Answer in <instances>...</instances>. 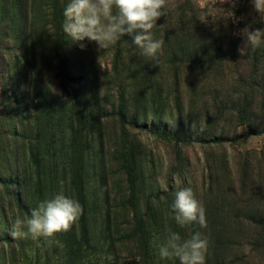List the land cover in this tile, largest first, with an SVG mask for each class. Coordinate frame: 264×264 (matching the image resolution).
<instances>
[{
    "label": "rangeland",
    "instance_id": "obj_1",
    "mask_svg": "<svg viewBox=\"0 0 264 264\" xmlns=\"http://www.w3.org/2000/svg\"><path fill=\"white\" fill-rule=\"evenodd\" d=\"M168 4L176 12L183 10L187 23L182 32L176 30L174 22L169 34L168 24L164 22L161 23L163 27H158V33L152 30L154 38L164 40L158 65L140 56V50L132 44L130 37L123 38V49H127L120 57L115 54L114 44L100 50L94 42L74 41L68 57L70 78L65 82L57 64L41 68L43 61H39L37 69L42 71L40 90L50 89L66 101L76 93L87 97L93 78L98 77L102 102L108 110L117 106L122 86L129 87L125 88L127 91H135L139 87L137 93L143 96L139 102L149 107L152 119L158 111L160 116H165V126L170 130L176 129L172 118L182 116L185 119L183 130L168 141L150 133L151 121L142 128L130 129L140 139L147 155L143 159L144 172H139L131 184L126 172L120 169L112 156L116 144L122 141L121 125L115 117H102L99 130L106 136L103 142L106 168L104 174L94 177L92 192H88V203L92 209L91 241L95 250L87 256L85 264H143L142 251L134 242V238L139 237L136 209H139V216L144 217L145 227L151 229L150 223L157 217L153 209L159 205L167 207L173 202L171 196L174 191L189 186L203 203L206 215L212 218L204 227L208 249L215 246L217 250L207 255L212 260L211 264H264V244L260 242L262 230L245 219L251 213L253 220L264 214V91H248L243 81L247 82L251 76L248 55L251 46H245L243 56L239 52L246 42L242 30L258 25L260 14L254 10L251 0H168ZM35 6L41 7L40 0H32V7ZM201 16H207L206 22L199 20ZM50 25L49 21L45 26L40 25L44 37L39 32L34 34L35 44L44 49L50 47L58 32ZM7 28L9 30L3 23L0 32L7 31ZM209 28L213 31L210 35L218 36V40L209 38ZM227 36L234 37V41ZM21 38L19 33L13 39H3L0 35V124L6 122L4 110L16 112L21 109L18 98L23 89L17 78V64L13 62L17 50L20 55ZM177 38L184 45H190L198 55L194 61H207L208 56L203 54L210 52L212 66L214 59L216 65L219 61L216 59L226 53L227 67L216 71L215 79L212 77L206 85L224 89L231 86L230 92H222V95L230 96L216 103L215 92H198L201 86L197 75L198 62L189 63L179 73L175 72L166 57V49L173 48ZM44 43H49V46L44 47ZM81 43L86 47L82 49ZM215 43H219L220 51ZM7 44L9 48L13 44L17 50L10 51ZM140 59L151 63L149 76L154 72L153 88L138 77V80L134 79L136 82L130 81L131 77L138 76L130 74L137 72ZM238 90L252 93L256 99L238 101L242 99ZM29 92L34 91L30 89ZM238 109H243L244 115L235 114ZM248 120L253 122L254 132L247 125ZM97 127L98 123H95L94 128ZM213 135H224V139L214 142ZM185 137L192 140L188 143L184 141ZM91 155H94L92 151ZM19 157L15 158L16 161ZM100 161L98 157L95 159V162ZM61 170L64 172V165H61ZM0 171L7 178L16 172L15 169L1 168ZM68 188L76 189L73 185ZM133 192L138 201L132 196ZM2 195L0 185V264H62L65 248L59 234L51 243L30 238L13 239L9 235L17 216L23 218L26 215L4 204ZM147 208L149 212H145ZM210 223L219 234H230L227 235L230 240L224 236L227 242L216 245ZM224 224L226 230L219 231ZM77 234L80 238L79 227ZM117 256L120 258L118 262Z\"/></svg>",
    "mask_w": 264,
    "mask_h": 264
},
{
    "label": "trees",
    "instance_id": "obj_2",
    "mask_svg": "<svg viewBox=\"0 0 264 264\" xmlns=\"http://www.w3.org/2000/svg\"><path fill=\"white\" fill-rule=\"evenodd\" d=\"M40 5L41 7L36 8L35 6L33 8L32 0H0V7L2 8L0 10V27L3 23L9 27V30L7 28V31L0 32V35L3 39H13L16 33L22 37L20 55L13 44L11 48L7 44V48L10 51L17 50L13 56V62L17 64V78L23 89L18 98L21 109L16 112L4 110L6 122L0 124V168L4 170L15 169L16 171V174H9L8 178L4 177L0 171L2 199L4 204L11 208H17L26 216H30L31 209L37 207L39 202L51 199L61 192L78 200L82 205L83 213L70 231L59 233V239L65 248L62 264H85L87 256L92 255V251L95 250V244L91 241L92 209L88 203V192H92L91 184L94 177L104 174L106 168L103 161V142L106 136L104 132L99 130L102 117L104 115L115 117L121 125L122 141L116 144L112 156L120 169L126 172L131 184L139 172H144L142 169L143 159L147 155L145 148L140 144V139L130 129L142 128L151 121V128H148L150 133L159 139L168 141L175 138L183 130L185 119L182 116L172 118L176 124L175 130H170L169 127L165 126L167 120H165V116H160L158 111L152 119L149 107L146 108L139 102L140 98L143 97L137 93L139 87L135 91H127L125 88L129 87L122 86L119 91L117 106L114 105L112 109L108 110L102 102L103 95L98 77L93 78V85L90 87L91 90L87 97L76 93L70 101L64 100L59 93L50 89L40 90L39 80L42 71L37 69L40 66L39 61H43L41 68L57 64L61 78L65 82L67 78H70L68 57L70 46L74 42L64 33L62 28L63 11L67 2L63 0H40ZM193 13L196 14V12ZM185 16L183 10L176 12L169 7L166 16L157 21L154 33H158V27L160 28L162 22L168 24L166 26L168 27L167 34L174 28L172 27L173 22L177 24L176 30L182 32L187 23ZM46 21H49L50 26L56 28L58 32L50 47L44 49L35 44L34 34L36 32L41 34L43 30L40 25L45 26ZM257 24L260 27L251 25L248 27L249 30L264 28V21L261 19ZM212 32L209 28L208 35ZM41 35L44 37V34ZM124 37L114 44L117 57H120L122 52L127 49H123ZM213 37L216 35H210L209 38L215 40ZM216 39L218 40V36ZM228 39L234 41V37L229 36ZM225 40L228 42L227 38ZM244 40L246 41V39ZM215 44L217 50L220 51L219 43ZM228 44L231 47L229 42ZM48 46L49 43L48 45L44 43V47ZM166 51L168 62L176 73L182 71V68L187 67L189 63L196 64L198 62L199 71L197 75L201 83L198 92H215L213 97L216 98V103L220 102L222 98L230 96L229 94L222 95V92H230L231 86L224 89L221 87L210 88L206 85L207 81L215 77L216 71L227 67L226 53L221 54L220 58L216 59L219 60L216 65L214 59L211 66L210 52L203 54V56H208L207 61H194L198 55L194 53L190 45H184L180 38L176 39L173 48L166 49ZM248 52H250L248 55L251 76L247 82L244 80L243 83L250 92H263L264 45L255 50L251 48ZM150 70L151 63L147 59H140L136 69L139 73L132 72L130 74L131 76H138L131 77L130 81L136 82L134 79L138 77L144 84L147 83L146 85L153 88L154 72L149 76ZM30 89L34 92H29ZM237 92L242 95V99L239 98L238 101L242 102L248 98L256 99L252 93L239 90ZM244 113L243 109L235 111L238 116L244 115ZM95 123H98L97 128H94ZM247 125L254 132L255 128L251 120L247 121ZM212 137L214 142L224 139V135L221 137L213 135ZM191 140V137L184 139L188 143ZM91 151L94 153L93 156ZM17 157L19 158L16 161L15 158ZM97 157L101 160L99 163L95 162ZM61 165H64V172L61 170ZM69 185H73L76 189L68 188ZM132 196L136 198V201L139 200L134 192ZM173 199L172 195L171 200L173 201ZM171 204L172 202L167 207L159 205L156 210L153 209L157 217L150 223L151 229L145 227L146 221L144 217L139 216V209H136L135 217L138 221L139 237L134 238L135 234H133L132 238L136 240L134 241L136 247L142 251L143 264H179L178 260H162L157 255L158 246L169 229L178 232L183 239H188L191 234L197 231L206 237L204 227L201 228L197 224L184 228L179 227L170 214ZM145 212H149V209L147 208ZM251 215L252 213L245 219L262 230L260 242L264 244V214L257 220H253ZM211 219L209 215H206V225ZM210 225L212 226L211 234L216 238V241L214 240L216 245L222 244L224 241L227 242L225 238L230 240L227 236L230 234L221 235L216 232L213 223ZM78 227L81 233L80 238L77 234ZM222 229L223 232L226 230V224L219 228V231ZM216 251V247L212 246L211 249H208L207 255L208 253H216ZM115 259L118 262L120 258L117 256ZM211 263L212 260L206 256V264Z\"/></svg>",
    "mask_w": 264,
    "mask_h": 264
},
{
    "label": "clouds",
    "instance_id": "obj_3",
    "mask_svg": "<svg viewBox=\"0 0 264 264\" xmlns=\"http://www.w3.org/2000/svg\"><path fill=\"white\" fill-rule=\"evenodd\" d=\"M251 2L264 21V0ZM168 8V0H69L63 11L62 28L72 41L94 42L100 50L129 36L140 50V56L158 65L164 41L154 38L152 30L157 21L166 16ZM206 17L201 16L199 20L206 22ZM242 33L246 37L245 45L239 49L242 56L246 45L253 50L264 45V28L249 30L246 27ZM80 47L83 49L86 45L81 43ZM172 195L170 214L179 227L192 224L206 227L205 207L192 187H181ZM82 213L80 202L61 192L39 202L31 209L30 216H17L9 235L13 239L30 238L51 243L57 234L70 231ZM208 246L207 237L199 231L183 239L178 232L169 229L158 246L157 255L162 260H178L179 264H206Z\"/></svg>",
    "mask_w": 264,
    "mask_h": 264
}]
</instances>
